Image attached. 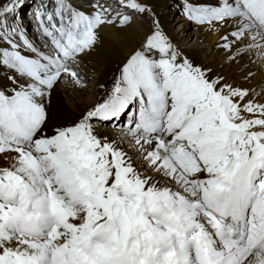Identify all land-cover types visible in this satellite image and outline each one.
Here are the masks:
<instances>
[{
  "label": "snow or ice",
  "instance_id": "1",
  "mask_svg": "<svg viewBox=\"0 0 264 264\" xmlns=\"http://www.w3.org/2000/svg\"><path fill=\"white\" fill-rule=\"evenodd\" d=\"M173 6L235 74L154 0H0V264H264V0ZM106 31L116 71L67 113Z\"/></svg>",
  "mask_w": 264,
  "mask_h": 264
},
{
  "label": "bare ground",
  "instance_id": "2",
  "mask_svg": "<svg viewBox=\"0 0 264 264\" xmlns=\"http://www.w3.org/2000/svg\"><path fill=\"white\" fill-rule=\"evenodd\" d=\"M33 4H38L39 1L31 0ZM171 0H154L157 4V12L160 14L166 28L169 30L177 41V43L187 50V52L195 59L211 64L213 67L223 70L229 74H235L237 67H232L224 63L223 54L214 48L216 37L210 36L207 33L201 32L178 14L174 20L170 15H175L178 10L170 4ZM84 2V0H81ZM174 2V1H173ZM177 2V1H176ZM31 11V7L24 9V14L27 16ZM179 13V12H178ZM171 19V20H170ZM178 25V28H174ZM176 29V30H175ZM103 43L93 52L89 57H85L83 66L80 69L88 81V87L83 90H73L70 87L62 86L57 93L55 102L60 104L67 113L78 114L79 111L95 103L101 94L98 89V84H108L111 80L113 73L116 71V66L122 58L123 52L119 50L118 46L109 39V31L104 34ZM131 39V34H129ZM192 39L195 44H188ZM199 41V42H198ZM240 77L237 76V79ZM254 86H264V81L258 75L252 81ZM93 87L90 89L89 87ZM93 92L95 96H93Z\"/></svg>",
  "mask_w": 264,
  "mask_h": 264
},
{
  "label": "rangeland",
  "instance_id": "3",
  "mask_svg": "<svg viewBox=\"0 0 264 264\" xmlns=\"http://www.w3.org/2000/svg\"><path fill=\"white\" fill-rule=\"evenodd\" d=\"M35 1H38V0H35ZM174 1V2H173ZM177 0H171L170 1V4L169 5H171V4H173V3H175ZM31 3L33 4V1H31ZM175 13V15H170V18L172 17V20H174L175 18H176V16H178V12L177 11H175L174 12ZM171 20V19H170ZM179 26L178 25H174V28H178ZM176 30V29H175ZM191 41L190 42H188V44H195V41H193L192 39H190ZM199 42V41H198ZM90 89H93V87L91 86V87H89ZM93 96H95V93L93 92Z\"/></svg>",
  "mask_w": 264,
  "mask_h": 264
}]
</instances>
